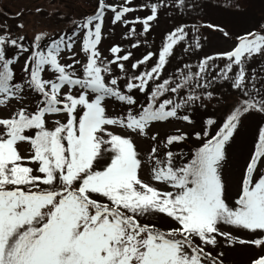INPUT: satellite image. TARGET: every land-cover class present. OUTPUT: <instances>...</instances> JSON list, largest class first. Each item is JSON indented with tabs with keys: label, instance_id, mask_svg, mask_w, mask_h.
Here are the masks:
<instances>
[{
	"label": "snow or ice",
	"instance_id": "1",
	"mask_svg": "<svg viewBox=\"0 0 264 264\" xmlns=\"http://www.w3.org/2000/svg\"><path fill=\"white\" fill-rule=\"evenodd\" d=\"M203 6L85 0L31 35L0 12V264H264V20L183 19Z\"/></svg>",
	"mask_w": 264,
	"mask_h": 264
},
{
	"label": "rangeland",
	"instance_id": "2",
	"mask_svg": "<svg viewBox=\"0 0 264 264\" xmlns=\"http://www.w3.org/2000/svg\"><path fill=\"white\" fill-rule=\"evenodd\" d=\"M239 2L242 10L238 11L231 6L232 0H204L202 8L184 15L183 19L189 24L195 22L215 23L224 26L234 34L254 27L261 20H264V0H239ZM83 5H85V0H0V12L7 13V23L11 25L24 23L25 31L31 35L33 29H55L66 24L71 27L70 19L77 18ZM37 8H40L41 11L36 12ZM17 12L20 13L19 17H16ZM176 14L179 15V13ZM4 19L5 17L0 16V21ZM167 26L162 22L161 27L150 35L149 42L154 41L155 44H159L160 34ZM117 31L119 32V29ZM202 32L204 36L209 37L210 41L207 43L205 51L226 46L218 34L212 33L208 29H202ZM110 44L111 41L105 39L101 47L107 49ZM143 51L144 48L135 50L134 55L139 57ZM104 54L108 55L106 51ZM260 64H264V61H260ZM253 66H256V62L253 63ZM250 141V132L246 131L240 138V144L246 145ZM187 150L185 148V151ZM230 159L233 163L231 167L225 169L226 178L234 175L237 165L241 162L238 147L232 150ZM249 254L250 250L245 248L226 250L225 264H246Z\"/></svg>",
	"mask_w": 264,
	"mask_h": 264
}]
</instances>
